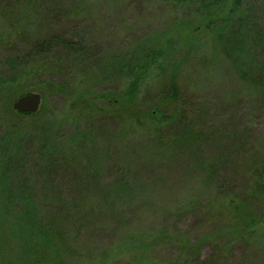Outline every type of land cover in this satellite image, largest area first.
<instances>
[{
    "label": "rangeland",
    "instance_id": "374dc122",
    "mask_svg": "<svg viewBox=\"0 0 264 264\" xmlns=\"http://www.w3.org/2000/svg\"><path fill=\"white\" fill-rule=\"evenodd\" d=\"M38 1L35 6L33 0H0V42L15 30L30 35L18 38L15 47L0 44V78L7 73L6 57L20 63L29 57L43 70L37 76L20 73L19 80L5 82L0 95V168L9 145L15 144L27 158L20 152L12 165L22 158L20 168L31 172L28 178L12 180V185L18 180L42 184V177L52 174L47 179L59 189L53 199L67 202L77 199L75 189L82 184L91 187L92 201L102 200L100 193L106 190H118L106 198L116 213L142 214L143 223L132 219L123 233L132 237L142 233L138 226L164 215L173 222V215L188 214L179 227L190 237L211 228L200 214H236V205L245 214H264V195L246 198L252 175L259 185L264 180V101L237 77L226 53L213 47L211 30L205 28L211 19L205 13L182 8L173 15L169 1L158 5L154 0ZM239 3L264 20V0ZM35 9L33 25L21 19ZM51 26L57 27L56 36L66 32L73 40L79 32L86 56L59 47L51 55L34 56L32 44L44 39ZM263 62L264 55L251 66ZM29 93L41 95L33 117L12 107ZM123 101L137 110V124L110 116ZM80 142L85 144L78 148ZM177 148H187L193 155L176 153ZM225 152L229 155L225 160L216 159ZM75 153L82 157L76 168L88 173L75 171L56 157ZM51 156L53 171L39 176ZM214 157L218 174L207 180ZM40 185L38 195L43 192ZM251 236L249 244L220 243L229 258L225 263L264 264V247L251 245L264 241V226L257 225ZM84 243L95 256L103 252L101 242ZM109 247L107 264H139L135 250ZM212 249L206 245L203 258L210 259ZM165 253L149 257L163 255L167 260Z\"/></svg>",
    "mask_w": 264,
    "mask_h": 264
},
{
    "label": "trees",
    "instance_id": "16d2710c",
    "mask_svg": "<svg viewBox=\"0 0 264 264\" xmlns=\"http://www.w3.org/2000/svg\"><path fill=\"white\" fill-rule=\"evenodd\" d=\"M33 1L35 6L39 4L36 2L38 0ZM154 1V5L169 1L171 6L175 8L173 15L182 8V10L195 8L196 12L205 13L206 17L211 19L205 28L211 30L209 33L213 47L226 53L224 56L228 61L231 60V64L236 68L237 77L249 85L257 99L264 101V62L256 68L251 66L264 55V20L262 21L261 16L243 10V6H239L240 0ZM24 9L29 10L28 7ZM35 11L36 13L29 14V18L22 17L21 19H25L29 25H33L32 20L38 15L36 9ZM260 19L261 22H259ZM52 27V31L47 32L49 34L44 39L32 44L34 56L51 55L54 49L58 47L65 53L70 52L72 55L86 56L87 52L84 45L81 44L82 37H80L79 32L76 33L79 36L77 40H73L66 36L68 35L66 32L56 36V32L53 30L57 27ZM196 27L201 28V25ZM28 33L15 30V32L8 34L0 44L2 46L9 44L15 47L18 38L30 37ZM28 60H30L29 57L27 61L23 60L20 63L17 58L6 57L7 73L2 74L0 78V95L5 93V88H3L5 82L11 83L19 80L18 75L20 73L35 74V76L42 74L43 70L39 67L36 68L37 62ZM29 65L31 68L27 69ZM128 103V101H123L116 108L118 112L110 113V116L137 124L139 116L137 110L132 109ZM29 117L33 116L30 115ZM83 144L85 142H80L77 147L79 148ZM9 147L10 151L7 150L8 153L0 168V264H107L109 245L122 250H135V257L139 264L145 262L146 264H227L225 262H228L226 259L229 260V258H225L223 255L224 248H221L220 243L240 242L249 244L255 227L257 225L264 226V214L262 216L245 214V210L237 209L236 207L239 205H236L233 209L236 214H200L203 220L209 222L211 227L208 232L200 234V236L186 237L182 234L179 223L188 214L173 215L175 218L173 222H168V216L164 215L162 220L155 221L153 219L148 225L138 226L142 230L141 234L137 233L133 237L126 236L123 233L128 230L132 219H137L138 224L143 223L140 218L142 214H117L118 210H115L111 200L106 198H111L113 193L117 195L118 190L112 192L106 190L100 193L102 200L92 201L90 199L91 187L82 184L84 187L75 189L76 200L74 198L67 202L53 199V194H59V189L57 190L55 184L48 180L47 176L52 175L49 174L53 171L50 170L53 167L50 163L53 162L55 156L46 159L47 165L43 172L38 170L37 174L41 177L42 174H49L42 177L44 180L42 184L37 183L43 187V192L39 195L36 189L37 184L19 182L18 180L17 184L12 185L14 184L12 180L28 178L31 172L29 171L30 168H20L21 162H25L22 158L19 159L16 167L12 165V162L15 163L14 155H18L22 149L15 144H11ZM175 151L187 157L193 155L187 151V148H177ZM226 153H220L216 159L225 160V155L229 156ZM21 154L23 153L21 152ZM56 157L64 163L68 162L67 167H73L75 171H81L80 173L83 174L89 172L87 169L78 170L76 168L77 163L82 159L78 153H75L73 157L66 155ZM23 158H27V155L23 154ZM216 159L214 157L211 166L208 167L207 180L218 174L215 169ZM35 162L37 165L40 161L36 160ZM261 163L264 166V158H262ZM67 167L66 171L68 170ZM62 170L65 169L62 168ZM253 177V185L247 189L246 198L264 195V191H261L264 189V180L263 185H259V181H256V174H253ZM260 177L258 178L260 179ZM47 187L50 192H48ZM72 193L74 194L73 190ZM106 211L109 214H103L107 213ZM147 215L151 216L152 214ZM134 227L136 226L134 225ZM244 234L246 236H243ZM91 241L101 242L104 249L100 255L95 256L84 243ZM82 244L86 247L81 248L80 245ZM206 245H211L214 252L208 260L203 258L205 257L203 248ZM251 245L262 248L264 241L251 243ZM165 251V255L169 257L167 260L162 257L163 255L156 256L154 260L149 257L150 254L153 258L154 253L160 255Z\"/></svg>",
    "mask_w": 264,
    "mask_h": 264
},
{
    "label": "water",
    "instance_id": "95a60500",
    "mask_svg": "<svg viewBox=\"0 0 264 264\" xmlns=\"http://www.w3.org/2000/svg\"><path fill=\"white\" fill-rule=\"evenodd\" d=\"M41 104L39 93H29L18 97L13 103V109L22 115L34 114L38 111Z\"/></svg>",
    "mask_w": 264,
    "mask_h": 264
}]
</instances>
